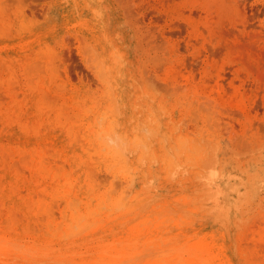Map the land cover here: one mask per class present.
<instances>
[{
    "label": "rangeland",
    "instance_id": "1",
    "mask_svg": "<svg viewBox=\"0 0 264 264\" xmlns=\"http://www.w3.org/2000/svg\"><path fill=\"white\" fill-rule=\"evenodd\" d=\"M0 77V264H264V0H0Z\"/></svg>",
    "mask_w": 264,
    "mask_h": 264
},
{
    "label": "bare ground",
    "instance_id": "2",
    "mask_svg": "<svg viewBox=\"0 0 264 264\" xmlns=\"http://www.w3.org/2000/svg\"><path fill=\"white\" fill-rule=\"evenodd\" d=\"M87 3H88V2H87ZM84 4H85V2H84ZM41 49H42V47H41ZM2 56H3V55H2ZM16 58H17V57H16ZM35 58H36V57H35ZM114 59H115V58H114ZM114 59H113V61H114ZM36 60H37V59H36ZM115 60H116V59H115ZM23 61H24V60H23ZM23 61H22V62H23ZM34 61H35V60H34ZM16 62H17V61H16ZM24 62H25V61H24ZM7 63H8V62H7ZM25 64H27V63H25ZM9 66H10V65H9ZM9 66H8V67H9ZM23 67H25V66H23ZM48 67H49V66H48ZM11 68H12V67H11ZM13 69H14V68H13ZM51 69H52V68H51ZM51 71H52V70H51ZM39 72H40V71H39ZM41 72H42V71H41ZM52 72H53V71H52ZM5 74H6V73H5ZM34 74H35V73H34ZM118 74H119V73H118ZM1 76H2V75H1ZM28 76H29V75H28ZM118 76H119V75H118ZM9 77H11V76H9ZM50 77H52V76H50ZM7 78H8V77H7ZM24 78H25V77H24ZM26 78H27V76H26ZM38 78H39V77H38ZM53 78H54V77H53ZM0 79H1V77H0ZM10 79H11V78H10ZM27 79H28V78H27ZM33 79H35V77H34ZM36 79H37V78H36ZM50 79H51V78H50ZM119 79H120V78H119ZM3 80H4V79H1V81H3ZM7 82H8V81H7ZM7 82H6V83H7ZM35 82H36V81H35ZM52 82H53V80H52ZM29 84H31V83H29ZM36 84H37V83H36ZM7 87H8V86H7ZM28 88H29V87H28ZM114 88H115V87H114ZM6 89H7V88H6ZM42 90H44V89H42ZM73 90H74V89H73ZM110 90H111V89H110ZM45 91H46V90H45ZM43 92H44V91H43ZM71 92H72V91H71ZM111 92H112V91H111ZM109 93H110V92H109ZM46 94H48L47 91H46ZM110 94H111V93H110ZM15 95H16V94H15ZM43 95H45V94H43ZM137 95H138V94H137ZM16 96H17V95H16ZM48 96H49V95H48ZM62 96H63V95H62ZM62 96H61V97H62ZM111 96H112V95H111ZM18 97H19V96H18ZM43 97H44V96H43ZM115 97H117V96H115ZM50 98H51V96H50ZM52 98H55V97H52ZM64 98H65V97H64ZM110 99H111V98H110ZM114 99H115V98H114ZM116 99H117V98H116ZM48 100H49V99H48ZM52 101H55V100L52 99ZM55 102H56V101H55ZM63 102L65 103V101H63ZM63 102H61V103H63ZM88 102H89V101H88ZM2 103H3V102H2ZM116 103H117V102H116ZM112 104H113V103H112ZM45 105H46V104H45ZM117 105H118V104H117ZM134 105H135V104H134ZM10 106H11V104H10ZM64 106L66 107V104H65ZM114 106H115V105H114ZM135 106H137V105H135ZM1 107H2V106H1ZM8 107H9V105H8ZM59 107H60V105H59ZM65 107H64V108H65ZM118 107H119V106H118ZM118 107H117V110H118ZM150 107H151V106H150ZM67 108L69 109V106H68ZM67 108H66V110H67ZM72 108H73V107H72ZM115 108H116V107H115ZM19 109H20V108H19ZM106 109H107V108H106ZM111 109H112V108H111ZM111 109H110V110L107 109V110H108V111H111ZM1 110H2V109H1ZM1 110H0V112H2ZM6 110H8V109L6 108ZM63 110H64V109H63ZM73 110H74V109H73ZM85 110H86V108H85ZM59 111H60V110H59ZM59 111H58V114H57L58 116H59V114H60L61 112L63 113V115H67V114H68L67 116H69V113L66 112L67 114H65L62 110H61V112L59 113ZM87 111H89V110H87ZM8 112H9V111H8ZM19 112H20V111H19ZM19 112H18V113H19ZM89 112H90V111H89ZM92 113H93V112H92ZM95 113H96V112H95ZM114 113H115V112H114ZM0 114H2V113H0ZM11 114H12V113H11ZM70 114H71V113H70ZM96 114H97V113H96ZM103 114H104V113H103ZM13 115H14V114H13ZM63 115H62V116H63ZM71 115H72V114H71ZM71 115H70V117L73 118L74 116H71ZM117 115H119V114L117 113ZM136 115H137V114H136ZM0 116H1V115H0ZM3 116H4V114H3ZM6 116H7V115H6ZM6 116H5V117H6ZM101 116H102V115H101ZM119 116H120V115H119ZM155 116H156V115H155ZM12 117L14 118V116H12ZM63 117H64V116H63ZM104 117H105V116H104ZM60 118H61V117H60ZM113 118H114V117H113ZM116 118H117V117H116ZM148 118H149V117H148ZM5 119H6V118H5ZM15 119H16V117L14 118V121H15ZM100 119H101V118H99L98 120L100 121ZM111 119H112V118H111ZM63 120H64V119H63ZM65 120H68V118L65 119ZM74 120H75V119H74ZM116 120H117V119H116ZM130 120H131V118H130ZM126 121H127V120H126ZM63 122L65 123V121H63ZM102 122H103V121H102ZM6 123H7V122H6ZM60 123H61V122H60ZM100 123H101V122H100ZM100 123L98 124L99 127H101V126H100ZM117 123H118V122H117ZM151 123H152V122H151ZM123 124H124V123H123ZM143 124H144V123H143ZM145 124H146V123H145ZM12 125H13V124H12ZM61 125H62V123H61ZM64 125H65V124H64ZM73 125H74V124H73ZM79 125H80V124H79ZM110 125H111V123H110ZM112 125H113V123H112ZM112 125H111V127H112ZM136 125H138V122H137V121H136ZM56 126H57V125H56ZM62 126H63V125H62ZM94 126H95V125H94ZM116 126H118V124H117ZM120 126H122V125L120 124ZM25 127H26V126H25ZM74 127H75V125H74ZM78 127H80V126H77L76 128L79 129ZM143 127H144V125H143ZM155 127H156V126H155ZM114 128H115V127H114ZM144 128H145V127H144ZM150 128H151V127H150ZM72 129H73V128H72ZM77 129H76V131H79V130H80V129H79V130H77ZM132 129H133V128H132ZM87 130H88V129H87ZM152 130L154 131L155 129H152ZM101 131H102V130H101ZM112 131H114V129H113ZM112 131H111V133H112ZM136 131H137V130H136ZM138 131H139V130H138ZM143 131H144V130H143ZM143 131H142V132H143ZM99 132H100V131H99ZM103 132H104V131H103ZM115 132H116V130H115ZM139 132H140V131H139ZM157 132H158V131H157ZM157 132H155V133H157ZM70 133H71V132H70ZM79 133H80V132H79ZM113 133H114V132H113ZM113 133H112V134H113ZM118 133H119V132H118ZM118 133H116V135H117ZM120 133H121V132H120ZM145 133H146V132H145ZM52 134H53V133H52ZM123 134H124V133H123ZM157 134H158V133H157ZM78 135H79V134H78ZM110 135H111V134L109 133L108 137H109ZM119 135H121V134H119ZM126 135H128V134H126ZM136 135H137V133H136ZM136 135H135V137H136ZM149 135H151V133H150ZM100 136H101V135H100ZM117 136H118V135H117ZM121 136H122V135H121ZM142 136H143V135H142ZM144 136H145V135H144ZM101 137H102V136H101ZM103 137H105V135H104ZM112 137H114V136H112ZM124 137H126V136H124ZM124 137H123V138H124ZM138 137H139V136H138ZM138 137H137V138H138ZM145 137H146V136H145ZM98 138H99V136H98ZM116 138H117V137H116ZM165 138H166V137H165ZM77 139H79V138L77 137ZM82 139H83V138H82ZM132 139H134V137H133ZM148 139H149V138H148ZM79 140H80V139H79ZM108 140H109V139H108ZM112 140H113V139H112ZM116 140H118V139H116ZM121 140H122V139H121ZM144 140H145V139H144ZM163 140H164V139H163ZM125 141H126V140H125ZM146 141H147V140H146ZM161 141H162V140H161ZM184 141H186V140H184ZM191 141H192V140H191ZM81 142H82V141H81ZM134 142H136V141H134ZM164 142H165V140H164ZM186 142L188 143V141H186ZM126 143H127V146H128L129 141H128V142L126 141ZM132 143H133V142H132ZM137 143H138V142H137ZM137 143H136V144H137ZM142 143H143V142H142ZM159 143H160V142H159ZM52 144H53V143H52ZM84 144H85V143H84ZM143 144H144V143H143ZM88 145H89V144H88ZM106 145H107V143H106ZM139 145H140V144H139ZM159 145H160V144H159ZM164 145H165V144H164ZM191 145H192V142H191ZM92 146H93V145H92ZM115 146H116V145H115ZM134 146H135V144H134ZM149 146H150V144H149ZM149 146H148V147H149ZM160 146H161V145H160ZM85 147H86V146H85ZM125 147H126V144H125ZM138 147H139V146H138ZM140 147H141V145H140ZM146 147H147V146H146ZM164 147H165V146H164ZM186 147H188V146H186ZM186 147L184 146L183 149H181V150H185V151L188 150V148L185 149ZM193 147H194V146H192V148H193ZM50 148H51V145H50ZM87 148H89V147L87 146ZM102 148H103V147H102ZM117 148H118V147H117ZM189 148H190V147H189ZM192 148H191V149H192ZM145 149H146V148H145ZM145 149H144V150H145ZM149 149H151V148H149ZM193 149H194V148H193ZM27 150H28V149H27ZM50 150H51V149H50ZM102 150H103V149H102ZM113 150H114V149H113ZM165 150H166V148H165ZM165 150H164V151H165ZM10 151H11V150H10ZM32 151H34V150H32ZM42 151H43V150H41V154H42ZM108 151H109V150H108ZM114 151H115V153L117 152L116 150H114ZM142 151H143V149H142ZM147 151H148V149H147ZM147 151H145V153H146ZM189 151H190V150H189ZM191 151H192V150H191ZM4 152H6V151H4ZM47 152H48V151H47ZM50 152H51V151H50ZM50 152H48V153H50ZM54 152H55V151H54ZM59 152H60V150H59ZM106 152H107V151H106ZM129 152H130V151H129ZM165 152H168V151H165ZM181 152H183V151H181ZM32 153H33V152H32ZM117 153H118V152H117ZM143 153H144V152H143ZM143 153H142V154H143ZM145 153H144V154H145ZM150 153H151V152H150ZM192 153H193V152H190L189 155L192 156V155H193ZM7 154H8V153H7ZM46 154H47V153H46ZM63 154H64V153H63ZM142 154H140V155L142 156ZM144 154H143V155H144ZM159 154H160V153H159ZM180 154H182V153H180ZM187 154H188V153H186V155H187ZM191 154H192V155H191ZM31 155H32V154H31ZM47 155H49V154H47ZM56 155H57V152H56ZM119 155H121V154L119 153ZM148 155H149V154H148ZM163 155H164V153H163ZM189 155H188V156H189ZM32 156H34V155H32ZM32 156H31V157H32ZM43 156H44V155H43ZM92 156H93V155H92ZM94 156H97V155L95 154ZM138 156H139V155H138ZM141 156H140V157H141ZM165 156H168V154H167V155L165 154ZM169 156H170V155H169ZM169 156H168V157H169ZM47 157H48V156H47ZM50 157H51V156H50ZM122 157H125V155H123ZM163 157H164V156H163ZM186 157H187V156H186ZM19 158H21V157H18V159H19ZM45 158H46V157H45ZM51 158H52V157H51ZM114 158H115V156H114ZM125 158H126V157H125ZM135 158H136V157H135ZM138 158H139V157H138ZM152 158H154V157H151L150 159H152ZM155 158H156V156H155ZM158 158H159V157H158ZM164 158H165V157H164ZM164 158H163V159H164ZM187 158H189V157H187ZM187 158H186V159H187ZM18 159H16V160H18ZM33 159H34V157H33ZM33 159H31V160H33ZM95 159H96V158H95ZM118 159L120 160L119 156H118V158H117V161H119ZM163 159H162V160H163ZM168 159H169V161H170V157H169ZM168 159H167L166 162H167V163H170V162H168ZM189 159H190V158H189ZM25 160H26V159H25ZM42 160H43V158H42ZM65 160H66V159H65ZM138 160L141 162L142 159L139 158ZM145 160H146V159H145ZM145 160H144V162H145ZM148 160H149V159H148ZM171 160H172V159H171ZM187 160H188V159H187ZM22 161H23V160H22ZM28 161H30V160H29V156H28ZM28 161H27V162H28ZM152 161H153V160H152ZM163 161H164V160H163ZM184 161H186V160L184 159ZM191 161H192V158H191ZM191 161H190V162H191ZM20 162H21V160H20ZM119 162H120V161H119ZM16 163H17V162H16ZM29 163H30V162H29ZM31 163H32V162H31ZM88 163H89V162H88ZM121 163H122V162H121ZM121 163H120V164H121ZM154 163H155V162H154ZM154 163H153V164H154ZM182 163H183V162H182ZM184 163H185V162H184ZM184 163H183V164H184ZM11 164H12V163H11ZM26 164H27V163H26ZM46 164H47V163H46ZM54 164H55V163H54ZM112 164H113V166H114V163H112ZM124 164H126V163H124ZM187 164H188V163H187ZM27 165H28V164H27ZM30 165H31V164H30ZM86 165H87V164H86ZM148 165H149V164H148ZM6 166H7V165H5V167H6ZM41 166H42V165H41ZM55 166H56V165H55ZM55 166H54V167H55ZM58 166H59V165H58ZM89 166H90V165H89ZM92 166H93V165H92ZM110 166H111V165H110ZM119 166H120V165H119ZM122 166H124V165H122ZM11 167H12V166H11ZM51 167H52V166H51ZM56 167H57V166H56ZM56 167H55V168H56ZM61 167H62V166H61ZM96 167H97V166H96ZM114 167H115V166H114ZM6 168H7V167H6ZM30 168H31V167H30ZM40 168H41V167H40ZM52 168H53V167H52ZM57 168L59 169L60 167H57ZM124 168H125V166H124ZM126 168H128V167H126ZM17 169H18V168H17ZM45 169H46V168H45ZM47 169H48V168H47ZM47 169H46V170H47ZM68 169H69V168H68ZM90 169L93 170V168H92L91 166H90ZM144 169H145V168H144ZM144 169H143V170H144ZM32 170H33V169H32ZM40 170H41V169H40ZM56 170H57V169H56ZM91 170L89 171L90 173H92ZM108 170H109V169H108ZM145 170H146V169H145ZM59 171H60V169H59ZM66 171H67V170H66ZM93 171H94V170H93ZM113 171H114V170H113ZM125 171H126V170H125ZM127 171H129V169H128ZM16 172H17V171H16ZM34 172H35V171H34ZM39 172H41V171H39ZM44 172H46V171L44 170ZM47 172H48V171H47ZM53 172H54V171H53ZM57 172H58V171H57ZM60 172H61V171H60ZM68 172H69V171H68ZM144 172H145V171H144ZM19 173H20V172H19ZM146 173H147V172H146ZM27 174H28V173H27ZM35 174H36V173H35ZM35 174H34V175H35ZM66 174H67V173H66ZM30 175H31V174H30ZM32 175H33V174H32ZM34 175H33V176H34ZM67 175H68V174H67ZM88 175H90V174H88ZM92 175H93V173L91 174V176H92ZM109 175L111 176V174H109ZM167 175H170V174L168 173V174H166L165 176H167ZM16 176H17V175H16ZM35 176H37V174H36ZM38 176H39V174H38ZM38 176H37V178H38ZM44 176H46V175H44ZM55 176H57V175H55ZM58 176H59V175H58ZM74 176H75V175H74ZM115 176H116V175H115ZM49 177H50V176H49ZM33 178H34V177H33ZM47 178H48V177H47ZM53 178H54V177H53ZM116 178H117V177H116ZM41 179H42V178H41ZM146 180H147V178H146ZM100 182L104 184V182H102V181H100ZM145 182H146V181H145ZM39 183H41V182H39ZM50 183H52V182H50ZM99 184H100V183H99ZM103 184H102V185H103ZM12 186H14V185H12ZM36 186H37V185H36ZM70 186H71V185H70ZM97 186H98V185H97ZM16 187H17V186H16ZM94 187H95V185H94ZM13 189H14V188H13ZM114 189H116V188L114 187ZM14 191H15V190H14ZM33 191H34V190H33ZM122 191L125 192V190H122ZM56 192H58V191H56ZM108 192H109V191H107V193H108ZM54 193H55V192H54ZM110 193H111V192H110ZM114 193H115V192H114ZM125 193H126V192H125ZM125 193H124V195H125V197H126V196H127V195H126L127 193H126V194H125ZM136 194H138V193H136ZM53 195H54V194H53ZM68 195H69V194H68ZM106 195H107V197L109 196L108 194H106ZM39 196H40V195H39ZM43 196H44V195H43ZM58 196H59V195H58ZM64 196H65V195H64ZM66 196H67V193H66ZM44 197H45V196H44ZM89 197H90V196H89ZM122 197H123V198H122ZM156 197H157V196H156ZM54 198H55V197H54ZM54 198H53V199H54ZM76 198H77V197H76ZM127 198H128V197H127ZM149 198H150V197H149ZM51 199H52V198H51ZM53 199H52V200H53ZM74 199H75V198H74ZM107 199H108V198H107ZM107 199H106L105 201H107ZM122 199H124V196H123V195L121 196V199H120V201L122 202V206H123V205H124V203H123L124 200L122 201ZM75 200H76V199H75ZM75 200H73V201L75 202ZM77 200H78V198H77ZM125 200H126V199H125ZM73 201H72L71 203H72V204H75V203H73ZM78 201H79V200H78ZM101 201H102V199H101ZM101 201H100V202H101ZM120 201L117 202L116 206H115V204H114V206H115L116 208H117V206L120 205V203H121ZM146 201H147V200H146ZM35 202H36V201H35ZM43 202H44V201H43ZM69 202H70V201H69ZM79 202H80V201H79ZM100 202H99V203H100ZM138 202H139V201H138ZM147 202H148V201H147ZM147 202H146V203H147ZM71 203H69L70 206H71ZM102 203H104V202L102 201ZM30 204H31V203H30ZM76 204H78V202H77ZM132 204H133V203H132ZM143 204H144V203H143ZM41 205H42V204H41ZM87 205H88V204H87ZM79 206H80V205H79ZM97 206H98V204H97ZM97 206H96V207H97ZM111 206H112V205H111ZM129 206H130V205H129ZM129 206H128V203H127V204H126V207H122V209H123V208H126V209H127V207H129ZM145 206H146V204H145ZM145 206H144V207H145ZM43 207H44V206H43ZM47 207H48V206H47ZM77 207H78V206H77ZM99 207H100V206H98V208H99ZM115 207H114V208H115ZM119 207H120V206H119ZM142 207H143V206H141V208H142ZM69 208H72V207H69ZM73 208H74V207H73ZM87 208H88V207H87ZM94 208H95V207H94ZM94 208H93V209H94ZM104 208H106V207H104ZM109 208H110V207H109ZM116 208H115V210H116ZM141 208H140V209H141ZM26 209H27V208H26ZM75 209H76V207H75ZM93 209H92V210H93ZM102 209H103V207H102ZM112 209H113V208H112ZM117 209H118V208H117ZM143 209H144V208H143ZM27 210H28V209H27ZM29 210H30V209H29ZM31 210H32V208H31ZM41 210H42V209H41ZM66 210H67V209H66ZM77 210H78V209H77ZM83 210H84V209H83ZM89 210H90V209H89ZM92 210L88 211V209H87V211H88L89 213H90V212H95V211H92ZM100 210H101V209H100ZM108 210H109V209H108ZM110 210H111V209H110ZM45 211H46V210H45ZM45 211H43V212H45ZM96 211H97V210H96ZM139 211H140V210H139ZM84 212H85V211H84ZM97 212H98V211H97ZM110 212H111V211H110ZM40 213H41V212H40ZM75 213H76V212H75ZM75 213H74V214H75ZM108 213H109V212H108ZM112 213H113V211H112ZM18 214H19V213H18ZM76 214H77V213H76ZM91 214H93V213H91ZM110 214H111V213H110ZM31 215H32V214H31ZM52 215H53V214H52ZM80 215H81V214H80ZM84 215H85V214H84ZM84 215L82 214V216H80V217L82 218ZM93 215H95V214H93ZM106 215H107V214H106ZM77 216H78V215H77ZM85 216H87V215H85ZM88 216H92V215L88 214ZM99 216H100V214H99ZM107 216H109V215H107ZM46 217H47V216H46ZM48 217H49V216H48ZM65 217H66V216H65ZM97 217H98V216H97ZM12 218H13V217H12ZM34 218H35V217H34ZM75 218H76V217H75ZM77 218H78V217H77ZM77 218H76V219H77ZM99 218H103V217H99ZM99 218H98L97 220H99ZM36 219H37V218H36ZM45 219H46V218H45ZM45 219H44V220H45ZM49 219H50V218H49ZM78 219H79V218H78ZM95 219H96V218H95ZM95 219H93V220H95ZM34 220H35V219H34ZM51 220H52V219H51ZM74 220H75V219H74ZM49 221H50V220H49ZM49 221H48V222H49ZM69 221H70V220H69ZM78 221H79V220H78ZM84 221L87 222V224H88V220H87V221L84 220ZM102 221H103V220H102ZM52 222H53V221H51V223H52ZM79 222H80V221H79ZM82 222H83V221H82ZM89 222H91V221H89ZM93 222H94V221H93ZM100 222H101V221H100ZM51 223H50V224H51ZM83 223H84V222H83ZM97 223H98V222H97ZM124 223H125V221L123 222V224H124ZM60 224H61V223H60ZM60 224H59V225H60ZM71 224H72V223L70 222L69 225L71 226ZM98 224H99V223H98ZM101 224H102V223H101ZM101 224H100V225H101ZM104 224H105V223H104ZM47 225H48V223H47ZM47 225H46V226H47ZM92 225H96V223H95V224L92 223ZM83 226H84V225H83ZM85 226H86V225H85ZM44 227H45V226H44ZM51 227H52V226H51ZM60 227H61V226H60ZM91 227H92V226H91ZM111 227H112V226H111ZM89 228H90V227H89ZM52 229H53V228H52ZM60 229H62V228H59V230H60ZM69 229L71 230L72 227L69 228ZM100 229H101V228H100ZM118 229H119V228H118ZM44 230H45V229H44ZM57 230H58V228L56 229V231H57ZM59 230H58V231H59ZM83 230H85V228H83ZM86 230H87V229H86ZM102 230H103V229H102ZM113 230H114V229H113ZM45 231H46V230H45ZM51 231H52V230H51ZM56 231H55V232H56ZM58 231H57V232H58ZM62 231H63V229H62ZM71 231H73V230H71ZM71 231H69V233H70ZM55 232H54V234H55ZM63 232H65V231H63ZM116 232H117V231H116ZM66 233H68V232H66ZM66 233H65V235H67ZM54 234H53V235H54ZM56 234H57V233H56ZM61 234H62V235H60V236H63V235H64L63 233H61ZM70 234H71V233H70ZM97 234H98V233H97ZM68 235H69V234H68ZM100 235H101V234H100ZM95 237H96V236H95ZM29 243H30V242H29ZM125 254H126V253H125ZM128 255H129V254H128ZM125 256H126V255H125Z\"/></svg>",
    "mask_w": 264,
    "mask_h": 264
}]
</instances>
